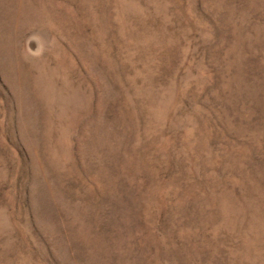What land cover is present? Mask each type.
<instances>
[{"label": "rangeland", "instance_id": "rangeland-1", "mask_svg": "<svg viewBox=\"0 0 264 264\" xmlns=\"http://www.w3.org/2000/svg\"><path fill=\"white\" fill-rule=\"evenodd\" d=\"M0 264H264V0H0Z\"/></svg>", "mask_w": 264, "mask_h": 264}]
</instances>
